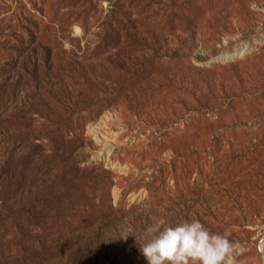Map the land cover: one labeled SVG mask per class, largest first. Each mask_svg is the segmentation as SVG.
<instances>
[{
    "label": "rangeland",
    "instance_id": "374dc122",
    "mask_svg": "<svg viewBox=\"0 0 264 264\" xmlns=\"http://www.w3.org/2000/svg\"><path fill=\"white\" fill-rule=\"evenodd\" d=\"M0 264H264V0H0Z\"/></svg>",
    "mask_w": 264,
    "mask_h": 264
}]
</instances>
